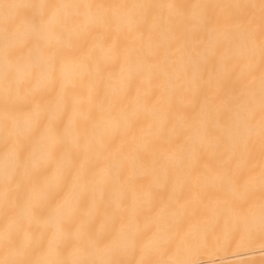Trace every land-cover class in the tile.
I'll return each mask as SVG.
<instances>
[{
	"label": "bare ground",
	"instance_id": "6f19581e",
	"mask_svg": "<svg viewBox=\"0 0 264 264\" xmlns=\"http://www.w3.org/2000/svg\"><path fill=\"white\" fill-rule=\"evenodd\" d=\"M0 2V264H264L262 0Z\"/></svg>",
	"mask_w": 264,
	"mask_h": 264
},
{
	"label": "snow or ice",
	"instance_id": "6c2138e0",
	"mask_svg": "<svg viewBox=\"0 0 264 264\" xmlns=\"http://www.w3.org/2000/svg\"><path fill=\"white\" fill-rule=\"evenodd\" d=\"M60 7L58 5L54 4H28V3H3L0 2V15L3 16V20L5 23V26L7 28V25L13 21H15L17 18H24L29 19V22L34 27H54V25L51 22V18H54L56 15V9ZM40 9L41 12L39 15L33 12V9ZM262 8H264V0H262ZM44 10H48L49 19H45ZM94 25H85L83 29V35L91 34L94 30ZM53 58H55V53H53ZM262 106H264V96H262ZM37 116H39V113H37ZM57 144H59L60 138L57 137L56 141ZM20 154H17V158L19 159ZM262 185H264V178H262ZM67 201V196H65L61 201L57 202L54 207H46L44 204H34L28 209V214L32 216L33 218L39 217L42 212V208H46V214L51 215L53 213H59L60 209L62 208L63 204ZM261 225L262 229H264V204H262V211H261ZM63 231H67V229H63ZM104 239H107V236L105 237H98L95 240V243L99 246L103 243ZM67 242V241H65ZM51 264H63L62 261H56L51 262ZM103 264H125L123 261H106L103 262ZM138 264H147L145 261H140ZM170 264H198L196 261L191 260H180L175 259L170 262Z\"/></svg>",
	"mask_w": 264,
	"mask_h": 264
}]
</instances>
